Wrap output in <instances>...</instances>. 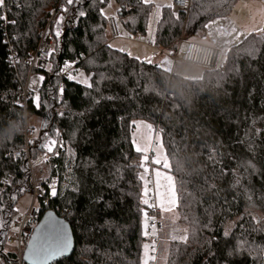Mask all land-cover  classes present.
I'll return each instance as SVG.
<instances>
[{
  "label": "trees",
  "instance_id": "16d2710c",
  "mask_svg": "<svg viewBox=\"0 0 264 264\" xmlns=\"http://www.w3.org/2000/svg\"><path fill=\"white\" fill-rule=\"evenodd\" d=\"M239 1L191 0L188 14L178 18L161 7L149 44L171 53L182 39H202L207 25L227 18ZM110 2L121 36L146 42L154 5L139 0H5L0 6L6 17L0 19V264L16 262L7 238L29 187V161L42 155L46 160L31 169L43 192L39 217L54 213L74 240L72 254L53 264H141L143 218L152 215L142 196L151 190L152 171L164 166L154 165L152 142L141 167L133 121L161 133L177 222L186 229L187 240L177 241L166 230L155 264L164 252V264H264V25L228 49L215 70L201 69L199 79L188 80L107 42L110 18L101 9ZM49 20L51 54L45 70L35 72L44 77L37 92L42 106L30 98L24 107L27 61ZM66 62L92 87L65 78ZM29 113L43 121L31 143ZM46 138L56 141L52 152L41 147ZM26 147L28 157H16Z\"/></svg>",
  "mask_w": 264,
  "mask_h": 264
},
{
  "label": "rangeland",
  "instance_id": "374dc122",
  "mask_svg": "<svg viewBox=\"0 0 264 264\" xmlns=\"http://www.w3.org/2000/svg\"><path fill=\"white\" fill-rule=\"evenodd\" d=\"M164 1H166V0H164ZM111 3L112 2H110V6L105 10V15H106V17H108V19L109 18L115 19L116 8L113 5V3L112 4ZM241 17H240V15H238V18H241ZM235 20H237L236 15L231 16V19L227 18L225 20L219 19V20L212 21L206 27L207 33H205V35L203 36L202 39L200 37H198L196 39H192V41L186 40V42L200 43L203 45H207V46L209 45V46H213L214 48H216L220 53L219 54V61H218V66H219L224 62L226 54L228 52V49L237 45L241 41V40L240 41L234 40L236 37V33L240 32V29L238 28V25L236 23L237 21L235 22ZM261 27H263V26L261 25V26L257 27L255 29V32L261 33V31H262ZM240 36H243V38H244L247 35L242 33V30H241ZM186 46H187L186 44H183V50L186 48ZM152 54H153V57H151V59L148 62L158 65L164 71L174 72L176 74H182V76L188 80H192L194 77H196V78L199 77V76H195L196 71L192 72V71H190L189 68H194V70H197L200 73V75L202 74L201 69H199L197 67H192L189 65L185 66L186 70L183 74V72L181 70L183 66H181L180 63L173 64L172 61L169 60V58L166 55L159 53L157 51H154V53H152ZM35 76H39V75L37 73H34L33 78ZM74 77H75V79H73L72 81H76V82H78L84 86H88V84H90L89 78L81 72L76 73V75ZM84 81H87V83H85ZM35 91L32 92L33 96L37 94V91L36 92ZM25 124H26V127L28 128V133L26 134L27 141L28 142L36 141L38 139L39 132L43 126L42 119H40L39 117H37L33 113H29L25 119ZM147 125L148 124L145 122H143V123L136 122V124H134L133 130H132V144H133V147L135 150H136L137 146H140V147L147 149L146 151L139 152V153H141L142 159H143L144 156L148 157V155H149L148 151L150 150L151 143L154 142V145L152 147V150H153L152 156H154L152 159L153 163L155 160H159L160 163H154V165L155 166L163 165L164 166L163 169H160L158 171L161 173H163V172L166 173L170 178L169 184H167L165 187V193L166 194L163 195L158 200V205L156 203V205L159 207V210L162 212L160 219H162L164 217V221H166V218H168L170 223L169 224L167 223L164 225L160 221V219L158 218L159 224L161 226V230L164 233V235H166L164 229L167 230L171 234V241L181 240V237H184V235L186 234V229L181 227L177 222L176 213H175L176 195L174 192L173 179H172L171 175L168 173L169 167H168L167 158L165 156V152H164L162 142H161V133H159V132L154 133L153 129L148 128ZM165 164H167V167H165ZM151 184H152L151 189L153 188V192H154L153 175H152ZM147 195H148V191L146 190V188H144V192H143V196H142V202L144 203V200H147L148 203L146 205L148 206V204H149V208L151 210L152 209L151 206L154 205L156 198L154 197V194H153L154 200H153V198H151V200H150L151 202H150L148 200ZM151 197H152V195H151ZM165 201H166L167 206L164 204ZM29 205H30L29 197L23 196V198L18 202V204L15 208V210L16 209L20 210L19 212L16 211V214L18 216H22L25 213V211L27 210ZM167 207H169V208H167ZM35 208L38 209V205L36 203H35ZM148 223H149V220H147V218H143V238L146 240V242L143 244L142 249H141V259H140L141 264H151L153 262V256H152L153 246H151V238H150V236L153 235V232L148 233V231H147ZM230 229H231V225H228L226 227V230L229 231ZM149 240H150V242L148 243L147 241H149ZM145 245H147V247H145ZM165 246H163V251L167 250V247L165 248ZM165 254L166 253L164 252L163 255H161L158 258L159 259L158 264H164Z\"/></svg>",
  "mask_w": 264,
  "mask_h": 264
},
{
  "label": "built area",
  "instance_id": "2783aa9c",
  "mask_svg": "<svg viewBox=\"0 0 264 264\" xmlns=\"http://www.w3.org/2000/svg\"><path fill=\"white\" fill-rule=\"evenodd\" d=\"M168 1L169 4L172 5L171 7L172 13L188 14L190 10L191 0H168ZM158 19H159V10L154 9L150 17L147 41L145 42L148 46L152 47L153 49L155 48L151 46L149 42L153 38V33ZM49 24H50V20L48 21V25L46 26V28L40 33L39 36L40 41L38 47L30 54L29 59L27 61L29 67L28 77L35 72H40L45 70V68L47 67V59L49 57V53H51L52 50V41L50 39V34L48 32ZM104 37L107 40V42L110 43L122 38L115 19L113 18L109 19L108 32L105 34ZM181 45H182V41H180V45L175 51L168 53L166 55L169 58V60L172 61L173 64L180 63L182 65L197 67L202 70H215L217 68L220 53L216 48L206 46L200 43L189 42L186 46V49L182 50ZM68 73L74 75L73 67L66 69V71H64L63 76L67 78ZM27 82H28V78L26 80L23 94L20 98V101L24 107L26 106L28 99L31 98V95L27 89ZM19 154H20L19 156L23 154L28 157L27 147L24 150H22V152H20ZM19 156L16 155V157ZM39 160L41 161L46 160V156L42 155ZM151 164H152L151 161H149L150 166ZM34 165H35L34 162L31 163L29 161V167H30L29 170L31 174V179L29 182V187L25 191V196L29 197L30 205L28 206L27 210L22 216L16 217L11 223L12 229L18 228L19 231L18 232L13 231V234L8 236L7 238V244L13 246L15 250L16 262L14 264H24L22 260V256L25 253L26 244L30 239V237L32 236L34 228L36 227L37 223L40 220L39 217L40 214L37 211L38 209L35 208V203L38 198L43 196V192L40 188V185L37 184L32 177L31 169ZM8 182L9 181H5L3 184L6 185L8 184ZM47 186L51 189L54 188V184L52 183L48 184ZM151 198H152L151 195H148V199L151 200ZM151 214L152 215L151 218L149 219L147 231L148 233L153 232L151 246H153L152 248L153 261H154L153 264H155L158 246L162 241H164L166 237L161 230V226L159 224V219H158V213L156 212L155 208L151 209Z\"/></svg>",
  "mask_w": 264,
  "mask_h": 264
},
{
  "label": "snow or ice",
  "instance_id": "6c2138e0",
  "mask_svg": "<svg viewBox=\"0 0 264 264\" xmlns=\"http://www.w3.org/2000/svg\"><path fill=\"white\" fill-rule=\"evenodd\" d=\"M77 0H66V3L68 5H72L74 3H76ZM101 3H104L105 0H100ZM139 2L148 5L151 4L153 2V0H139ZM5 4V0H0V6H3ZM161 7L160 5H157V8ZM167 7L171 8L172 5L169 4L167 5ZM62 11H67V9H62ZM85 12L80 11L79 12V16L83 17L85 16ZM101 15H105V12L103 9H101ZM173 15H175L177 18L179 16V13H173ZM0 19H6V17H0ZM63 17H59L57 20V25H59L61 23V21L63 20ZM12 23H15V21H13ZM56 35L59 36L60 32L57 31ZM109 47H111V45H109ZM51 53H49L50 55ZM72 65L70 63L65 64V68L61 69V71H66V69L71 68ZM67 78L69 80H73L75 79V77L71 74L68 73ZM44 77H34L31 82H30V87L34 89V86L43 81ZM85 83H87V81H84ZM88 87H92L91 84H88ZM64 89L60 88L59 92L60 95L63 94ZM107 99L109 100H113V99H118V97H108ZM33 105L36 108H40L42 106V101L41 98L38 94L34 95L33 97ZM97 103L99 101H96ZM61 115H63V113H61ZM133 124H136V121L132 122ZM143 123V122H141ZM148 128H151V125H147ZM46 143L42 144L41 147L46 149L47 152H52V146H54L56 144L55 140H51L46 138ZM31 143V141H30ZM147 149L137 146L136 147V151L137 152H142V151H146ZM17 156H19L20 154L17 153ZM148 157L144 156L142 161H141V167L144 166V161H147ZM42 161L37 159L36 161H34V164H39ZM154 163H160L159 160H155ZM165 167H167V164H165ZM117 171H119V169L117 168ZM143 178V177H141ZM52 196L57 195V192L55 190V188H53L51 190L50 193ZM144 203L147 204L148 201L144 200ZM15 211L19 212V209H16ZM255 219V217H254ZM3 224H0V227H3ZM13 231H19L18 228L13 229ZM228 233L225 232V236H227ZM181 239L183 240H187V236L181 237ZM3 244V240H0V245ZM145 247H147V245H145ZM238 249H242L243 248V244H240L237 246ZM72 249V238L70 237L68 231H67V225H65L62 221H51L50 224L46 227V230L44 231V233L40 236H33L31 238V240L29 241V245H28V252L26 254H24L22 256V260H31L32 264H48L49 261L54 260L56 258L59 257H63L65 255H68L70 250ZM2 250V249H0Z\"/></svg>",
  "mask_w": 264,
  "mask_h": 264
},
{
  "label": "crops",
  "instance_id": "0c3cea01",
  "mask_svg": "<svg viewBox=\"0 0 264 264\" xmlns=\"http://www.w3.org/2000/svg\"><path fill=\"white\" fill-rule=\"evenodd\" d=\"M168 3H169V1H167V0L166 1H164V0H153V2L151 4L154 5V9L159 10L161 7L167 6ZM157 5H160L161 7L157 8ZM233 15H236L237 20H235V22L237 21L236 23L238 25V28L240 29V32L236 33V37L234 40H238V41L241 40L242 41L243 36H240L241 30H242V33H244L245 35H248L250 33H256L255 29L261 25L262 26L264 25V0H240L235 5L231 14L227 18L231 19V16H233ZM238 15H240V17L241 16L242 17L238 18ZM227 18L220 19V20H225ZM261 29H262V27H261ZM206 33H207V28H206ZM188 43L189 42H186V40L182 39L181 49L183 50V44L187 45ZM112 45H113V47H115V49L120 50L124 53H127L128 55L133 56L135 58H138L139 60H142L144 62H148L151 59V57H153L152 53H154V49L152 47L148 46L146 43H144L142 41H138V40H127L126 38H123V37L112 42ZM211 47H213V46H211ZM180 65L183 66L181 70L184 74V72L186 70V67H185L186 65H182V64H180ZM189 69L192 72L196 71L195 76H199L198 78L194 77L192 80H196V79L200 78L201 75L197 70H194V68H189ZM35 77L38 78L41 76L39 75V76H35ZM32 79H33V75L31 74L28 77V82H27V89L31 95V99H33V97H34L33 93H32L33 89L30 87V82ZM41 82L37 83L34 86V89L37 92L39 90ZM152 152H153V150H152ZM148 154H149V151H148ZM158 170H160V169H154L152 171L154 192H153V188H152L151 190L148 191V193H150L152 195L153 200H154V197L156 198L154 205H152L151 207L156 209V212L159 213V219H160L162 212L159 210V207L157 206L158 200L163 195L166 194L165 193V187L167 184H169L170 178L166 173H164V172L161 173ZM153 194H154V197H153ZM156 203H157V205H156ZM164 204L167 206L166 201L164 202ZM167 208H169V207H167ZM167 219L168 218H166V221H164V217H163L162 219H160V221L165 225L166 223H168L169 219L168 220ZM164 231H165L166 236H168V233L166 232L165 229H164Z\"/></svg>",
  "mask_w": 264,
  "mask_h": 264
},
{
  "label": "water",
  "instance_id": "95a60500",
  "mask_svg": "<svg viewBox=\"0 0 264 264\" xmlns=\"http://www.w3.org/2000/svg\"><path fill=\"white\" fill-rule=\"evenodd\" d=\"M62 221L65 225H67V231L70 235V237L72 238V249L70 250L68 255H65L63 257H59L56 258L54 260H51L48 262V264H53L54 262L60 260V259H64L69 257L72 252L74 251V240H73V236H72V232L70 227L68 226V224H66L63 220L59 219L54 213L48 212L45 213L41 220L39 221V223L36 225V227L34 228V231L32 233V236L30 237V239L28 240L27 244H26V248H25V253L26 254L28 252V245H29V241L31 240V238L35 235V236H40L44 233V231L46 230V227L50 224L51 221ZM24 264H32L31 260H23Z\"/></svg>",
  "mask_w": 264,
  "mask_h": 264
},
{
  "label": "bare ground",
  "instance_id": "6f19581e",
  "mask_svg": "<svg viewBox=\"0 0 264 264\" xmlns=\"http://www.w3.org/2000/svg\"><path fill=\"white\" fill-rule=\"evenodd\" d=\"M190 6H191V5H190ZM154 51H157V52L162 53V54H164V55H167V54L169 53V52H167V51H164V50H158V49H156V48L154 49ZM40 220H41V219H40ZM40 220H39V221H40ZM38 223H39V222H38ZM38 223H37V224H38Z\"/></svg>",
  "mask_w": 264,
  "mask_h": 264
}]
</instances>
